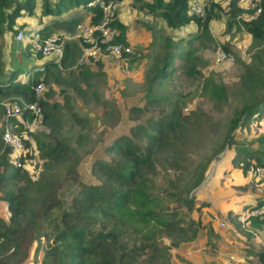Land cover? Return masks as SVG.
I'll list each match as a JSON object with an SVG mask.
<instances>
[{
    "label": "trees",
    "instance_id": "1",
    "mask_svg": "<svg viewBox=\"0 0 264 264\" xmlns=\"http://www.w3.org/2000/svg\"><path fill=\"white\" fill-rule=\"evenodd\" d=\"M62 1L56 8L41 0L40 14L60 23L67 20L63 11L82 4L89 7L88 12L71 18V23L84 15L89 22L100 17L99 7L89 0ZM186 3L144 2L171 29L189 22L196 27L185 38L187 48L179 47L176 38L161 37L158 50L142 69L140 86L132 91L125 84L118 88L122 110L116 102L97 97L96 91L88 93L78 86L79 77L61 79L51 59L43 62L42 69L55 68V81L73 83L82 100L93 102L89 109L74 110L72 96L65 87L50 82L47 73L40 78L34 74L24 82L11 73L0 79V98L18 95L23 101L34 98L32 87L38 81L49 83L39 98L40 122L24 107L19 117L7 119L24 142L20 164L12 161L11 149L0 140V200L7 201L9 210L6 219L0 217V264H21L33 243L31 264H171V247L179 248L202 230L198 212L210 202L195 204L194 189L204 181L211 161L234 148L231 167L244 175L249 165L264 169L262 140L257 142L263 145L250 147L235 135L246 136L253 115L264 112V0H260L259 13L243 22L250 36L249 54L244 60L238 57L241 70L229 84L216 79L212 71L202 75L197 68L196 45L210 42L208 23L220 15L223 6L212 2L202 17H195L187 13ZM33 7L34 0H0V35L8 30L14 37L21 29L13 28L21 11L30 14ZM225 7V31L234 26L240 29L235 20L240 7L234 0ZM112 24L118 29L112 41L130 46L126 24L116 17ZM46 27L43 23L38 31ZM151 36L152 44L156 37ZM194 41L198 43L190 45ZM227 46V42L221 44L226 57ZM66 56L63 47L62 60ZM111 57L128 67L139 62L131 46L129 52ZM80 68L78 72L88 76V67ZM177 75L197 80L198 94L214 113L200 105L188 106L194 97L191 90L166 87ZM56 91L62 102L49 99ZM226 174L224 169L220 180ZM253 189V201L243 205L242 211L227 212L240 231L241 212L246 227L264 224V188L259 193ZM244 234L249 238V233ZM255 245V249L247 247L252 260L264 263V246Z\"/></svg>",
    "mask_w": 264,
    "mask_h": 264
},
{
    "label": "rangeland",
    "instance_id": "2",
    "mask_svg": "<svg viewBox=\"0 0 264 264\" xmlns=\"http://www.w3.org/2000/svg\"><path fill=\"white\" fill-rule=\"evenodd\" d=\"M145 1L149 0H130L125 3L122 8L120 7L121 9L118 10V16L117 14L115 16L120 22L125 23L127 26L125 35L129 40L131 51L133 50L134 54L139 58L138 63L128 67L126 63L121 64L107 53H103L101 59L86 66L90 73L88 76L84 77L78 72L79 68L77 66H71L74 64L79 54H76L77 52L73 49V57L71 54L67 63L59 68L61 79L70 81L73 75L77 78L79 77L78 82H76L78 86L84 88L88 93H91L93 90L96 91L97 97H105L106 99L116 102L120 110H122L124 102L118 92V88L120 89L123 84H125L128 90L132 91L140 86L143 80L142 69L145 68L146 63L153 56L154 51L158 50L161 37L169 36L172 39L176 38L175 41H177L179 47L187 48L186 45L188 46V43H185V38L188 37L190 31H193L196 27V24L193 22L184 24L178 29L167 27L159 15L153 11L147 10L144 6ZM48 2L52 3L51 5H55L56 8L64 4L62 0H57L56 2L54 0H48ZM226 5L227 4H222L223 10L221 9L220 15L211 19L208 23V31L211 35L210 42L208 43L207 40H204L205 44H199L198 48L196 45L198 42L196 41L192 42L190 45H196V54L199 56L197 68L200 70L201 74L205 75L209 71H212L216 79L229 84L234 81L236 73L241 70L240 62L237 61L238 57L244 60L249 54L250 36L244 29H236L235 26L232 27L229 32L225 31L223 14ZM40 6L41 0H34V7L30 14H24V12L21 11V15L15 21L13 28L21 27L20 30L24 34L22 39H15L8 30H5L2 35H0V61H2V67H4V69H2L3 71H0V79L8 77L10 73L11 77L17 76L15 77L16 80H19V78L26 80L34 74L39 78L43 75L45 71L40 70L39 67L48 57L43 55L37 56L36 51L30 47L28 42L31 39V34L35 27L37 28L44 22L48 27L46 30L49 29L46 35H59L60 33H58V30L61 32L64 31L65 28L69 30L74 29L75 38L78 40L75 32V23L81 17L78 18L75 23H71V18L79 14L77 12L78 10L88 12L89 7L80 4L77 7L67 8L66 13L63 11L64 14H62V17L67 18V20L54 23L57 19L53 20V17L50 18L49 22L44 21L48 18L40 14ZM81 20H85L84 17ZM40 32L45 33L43 30ZM153 33L156 39L155 41L153 40L151 44V35H153ZM61 35L62 34H60V36ZM223 42H227L229 52L225 59L216 61L215 52L218 48H221ZM25 44L27 45L25 46ZM161 51L162 50H159L160 53ZM35 68L36 70L34 71ZM74 69H76V71H74ZM20 73L26 74L27 76H18ZM56 75L57 73L55 72L52 74V77L55 79ZM125 77H130L127 83L123 81ZM177 77L171 78L170 83H166V87L173 88L176 85V87L180 88L182 91L191 90L194 97L190 99L188 106L200 105L203 109L210 110L214 113L209 102L198 94L196 79L193 80L189 78L184 80L181 76L177 75ZM176 79L183 82V84H178ZM52 82L57 88L65 87L67 93L72 96L74 110L82 113L85 109H89V107L92 106L93 102L82 100V95L78 93L73 83H64L62 80H54ZM43 84L45 88L49 85V83L44 82ZM8 97L19 98L18 95H11ZM49 99L59 100L60 102L63 101L58 91L54 92ZM100 108L101 105H98V111ZM3 116V112L0 109V118ZM8 128L13 131L11 126L8 125ZM245 133L246 136L240 138H238V136H241L240 134L236 133L235 135L238 140L244 141L250 147L263 145L264 112L260 115H253ZM257 139L262 140L263 143L259 144ZM233 151L234 148L226 149L221 153L218 159L211 161L204 181L194 189L196 193V198L194 200L195 204L207 201H209L210 204L204 206L198 212V222L203 225L198 236L188 243H181L179 248L171 247V264H235L232 262L235 259L238 263L242 264H264L255 261L254 258L252 260L251 251H248V248L251 247V249H255L257 247L255 244L264 246V224L254 228H250V226L246 227L243 212H241L238 214V219L236 218L238 221H241L242 231H240L234 228L227 217V212L231 211L236 213L242 211L243 205H247V203L253 201L251 193H253L254 189L250 191V188L255 187L256 192L259 193L260 190L264 188V175L262 174L258 178L248 177L246 173L244 175L238 168L235 169L231 167L229 158L233 154ZM262 152L264 153V151ZM224 168L228 170V174L220 180L222 176L221 172H223ZM242 182L245 183V187H241ZM2 201L4 200L0 201L1 205L3 203ZM0 217L5 219L2 214V209H0ZM240 218H242V220ZM220 222L223 224H220ZM243 232L249 233V238L246 239V234ZM33 246L34 243L29 249L27 259L21 264H31Z\"/></svg>",
    "mask_w": 264,
    "mask_h": 264
},
{
    "label": "built area",
    "instance_id": "3",
    "mask_svg": "<svg viewBox=\"0 0 264 264\" xmlns=\"http://www.w3.org/2000/svg\"><path fill=\"white\" fill-rule=\"evenodd\" d=\"M129 0H89V4H95L100 9V17L96 22H89V20H78L75 23L76 37L80 42L79 54L71 66L78 68L83 65H89L101 59L103 53H108L113 57L120 56L123 52H129L130 46L120 42L112 41L118 34V29L112 24L116 16L117 10ZM230 0H187L186 11L187 13L195 16L202 17L210 3L228 4ZM240 7L241 11L235 15V20L241 29H244L243 22L254 18L260 11V0H234ZM26 14L27 11L23 10ZM21 30H18L14 37L17 40L22 39L24 36ZM29 45L34 51H38L41 55L53 59L57 64L60 63L63 55L64 39L57 34H49L40 36L37 31L32 32ZM226 58V52L222 48H218L215 52V60L222 61ZM40 66L39 69H42ZM26 74L20 73L18 76L24 77ZM27 76V75H26ZM19 81L25 80L19 78ZM44 84L40 80L33 85L32 90L34 98L30 101H23L20 97H5L0 99V107L3 112V117H19L22 108H27L37 122L41 121V104L39 98L44 91ZM0 140L3 145L8 146L12 151V161L15 164H20L19 154L24 150V142L21 136L11 131L8 126L3 127L0 132ZM264 169L258 165H250L246 170L248 177H260ZM4 209L2 214L5 219L9 215V210L6 206V201H2ZM242 220V218H240ZM220 224H223L220 222ZM237 260H233L235 263ZM236 264V263H235Z\"/></svg>",
    "mask_w": 264,
    "mask_h": 264
},
{
    "label": "crops",
    "instance_id": "4",
    "mask_svg": "<svg viewBox=\"0 0 264 264\" xmlns=\"http://www.w3.org/2000/svg\"><path fill=\"white\" fill-rule=\"evenodd\" d=\"M130 1V0H129ZM126 3V2H125ZM124 3V4H125ZM124 4L121 6V8L124 6ZM121 8H119L118 10H120ZM23 11V10H22ZM78 13H81V12H83V11H81V10H78L77 11ZM28 13V12H27ZM66 13V12H65ZM118 11H117V16H118ZM25 14V13H24ZM44 16V15H43ZM48 19L47 20H44V21H46V22H49V20H50V18H49V16L48 15H45ZM63 18H65V17H63ZM67 19V18H66ZM81 19H83V18H81ZM81 19H79V20H81ZM84 19L85 20H87L88 18H87V16L86 15H84ZM75 23V22H74ZM44 24H45V22H44ZM62 24V23H61ZM60 25V24H59ZM58 25V26H59ZM39 27L40 26H38L37 28L35 27V29H34V31H37L38 32V34L40 35V36H45L46 35V33H48L47 31H49V29L48 30H46L48 27H46L43 31L45 32V33H42V32H39L38 30H39ZM65 28V27H64ZM33 31V32H34ZM58 33H60V34H62L61 36H62V38L64 39V47H65V53H66V59L65 60H62V58H61V61H60V63L59 64H57V67H58V71H59V68H61L62 66H64V64H66L67 63V61H68V59H70V56H71V54H72V57H73V49L77 52L76 54H78L79 53V42H78V40L75 38V35H74V29H72V30H69V29H67V28H65V30L64 31H59L58 30ZM69 33V34H68ZM70 54V55H69ZM75 54V55H76ZM64 56H65V54H64ZM62 57H63V55H62ZM51 60H53L52 58H51ZM44 64L42 63V65L41 66H43ZM86 65H83L82 67H85ZM44 67V66H43ZM81 67V68H82ZM65 68H67V67H65ZM72 69V68H71ZM41 70H43V71H45L44 73H47L48 75H49V80L51 81H54V78L52 77V74H54L55 72V68H49V70L48 71H46L45 69H41ZM44 73H43V75H44ZM61 74V73H60ZM51 81V82H52ZM43 82V81H42ZM53 83V82H52ZM8 96H11V95H8ZM8 96H5V97H8ZM5 97H3V98H5ZM3 98H0V99H3ZM1 108V107H0ZM1 124H3V127H6V126H11V124L8 122V120L5 118V117H2V118H0V125ZM11 129H12V127H11ZM225 169V168H224ZM223 169V170H224ZM235 169H237V168H235ZM239 170V169H238ZM240 171V170H239ZM241 172V171H240ZM221 174H222V172H221ZM241 184H243V182L241 183ZM1 201V200H0ZM0 209H2V205L0 204ZM188 243V242H187Z\"/></svg>",
    "mask_w": 264,
    "mask_h": 264
},
{
    "label": "bare ground",
    "instance_id": "5",
    "mask_svg": "<svg viewBox=\"0 0 264 264\" xmlns=\"http://www.w3.org/2000/svg\"><path fill=\"white\" fill-rule=\"evenodd\" d=\"M4 205H5V204H4V203H2V209H4Z\"/></svg>",
    "mask_w": 264,
    "mask_h": 264
},
{
    "label": "clouds",
    "instance_id": "6",
    "mask_svg": "<svg viewBox=\"0 0 264 264\" xmlns=\"http://www.w3.org/2000/svg\"><path fill=\"white\" fill-rule=\"evenodd\" d=\"M118 11V10H117ZM117 14V13H116ZM88 20V19H87ZM60 35V34H59ZM64 47V46H63ZM56 63V62H55ZM5 201V200H4ZM8 208V207H7Z\"/></svg>",
    "mask_w": 264,
    "mask_h": 264
},
{
    "label": "water",
    "instance_id": "7",
    "mask_svg": "<svg viewBox=\"0 0 264 264\" xmlns=\"http://www.w3.org/2000/svg\"><path fill=\"white\" fill-rule=\"evenodd\" d=\"M6 206H7V201H6Z\"/></svg>",
    "mask_w": 264,
    "mask_h": 264
}]
</instances>
